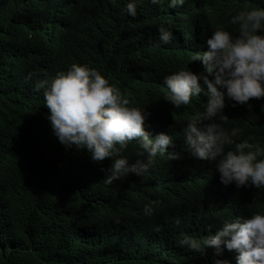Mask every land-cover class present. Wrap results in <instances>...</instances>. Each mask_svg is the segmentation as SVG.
I'll use <instances>...</instances> for the list:
<instances>
[{"label":"trees","instance_id":"obj_1","mask_svg":"<svg viewBox=\"0 0 264 264\" xmlns=\"http://www.w3.org/2000/svg\"><path fill=\"white\" fill-rule=\"evenodd\" d=\"M126 2L0 0V264H212L211 249L191 252L179 245L181 234L202 239L223 219L264 212V188L225 186L215 162L184 148L180 129L207 97L176 109L163 99L162 82L181 67L203 72L191 58L206 50L212 31L235 32L231 16L264 0H185L175 8L141 0L135 17ZM160 24L173 39L157 47ZM72 63L95 68L145 106L147 130L172 135L169 150L181 158L158 155L143 177L106 184L111 158L94 162L86 150H66L32 86ZM232 103L226 100L221 122L238 128V139L264 146V98ZM123 154L137 158L132 145ZM145 204L153 205L151 216ZM234 255L224 250L217 258Z\"/></svg>","mask_w":264,"mask_h":264},{"label":"clouds","instance_id":"obj_2","mask_svg":"<svg viewBox=\"0 0 264 264\" xmlns=\"http://www.w3.org/2000/svg\"><path fill=\"white\" fill-rule=\"evenodd\" d=\"M140 2L127 0L126 14L135 17ZM150 2L159 5L162 0ZM184 3L168 0L172 8ZM230 23L238 26L235 32L217 27L204 42L206 50L197 51L191 58L201 62L203 72L181 67L163 77V99L178 109L203 93L207 100L202 110L194 112L180 129L185 150L191 157L215 162L225 186L260 189L264 188V146L259 141L238 139L239 129H227L221 121L228 117L220 114L226 100L235 107L247 105L251 98H264V7L241 9L231 16ZM172 39V31L160 24L156 46L167 45ZM32 90L42 93L51 133L66 150H86L94 162L111 158L106 184L129 174L143 177L158 155L168 161L181 158L179 152L169 150L174 144L172 135H152L147 130L150 113L146 107L135 104L126 92L87 64L72 63L66 70L38 79ZM260 108L264 112V103ZM129 145L137 157L131 162L123 154ZM153 211L152 204L144 205L145 216ZM178 243L201 256L211 249L212 264H264V212L223 219L214 233L202 239L182 233ZM224 250L233 251V259H218Z\"/></svg>","mask_w":264,"mask_h":264}]
</instances>
